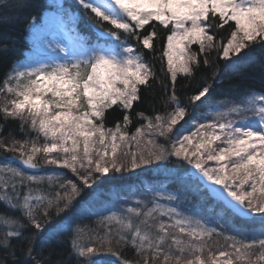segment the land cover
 Wrapping results in <instances>:
<instances>
[{"label":"snow or ice","instance_id":"6c2138e0","mask_svg":"<svg viewBox=\"0 0 264 264\" xmlns=\"http://www.w3.org/2000/svg\"><path fill=\"white\" fill-rule=\"evenodd\" d=\"M77 2L91 33L58 5L73 22L61 43L45 37L42 10L25 12L31 0H0V29L23 23L46 50L0 76V149L16 161L0 163V204L11 213H0V264H264V91L213 102L218 60L264 56V0ZM17 43L4 44L0 62ZM146 96L164 111L137 110ZM110 110L122 113L113 126ZM44 166L55 168L35 174ZM137 169L167 173L196 202L186 196L181 211L165 189L151 207L124 199L96 211L101 185L122 187ZM88 216L104 229L86 239ZM214 236L224 245L214 248ZM65 246L67 258L57 251Z\"/></svg>","mask_w":264,"mask_h":264},{"label":"trees","instance_id":"16d2710c","mask_svg":"<svg viewBox=\"0 0 264 264\" xmlns=\"http://www.w3.org/2000/svg\"><path fill=\"white\" fill-rule=\"evenodd\" d=\"M63 6L70 9L73 13L79 14V20L76 24L78 31L81 34H90L91 30L86 26V22L83 19L84 10L79 6L77 0H61ZM32 8L25 9V12H32L37 10H42V25L44 24L47 16L50 12L54 11L57 8L58 0H31ZM48 5V7H43ZM227 33L225 32L224 35ZM4 37H9L6 41ZM15 39L18 43L15 48L10 51V54L7 56V59L3 62H0V76L3 75L9 66L14 65L17 62H21L27 59V53L32 48V42L30 38V33L25 32V27L23 23H19L13 27L0 29V49L4 46L5 43L8 44V47L11 49V40ZM163 45L157 46V53L159 54L160 48ZM195 47V46H194ZM215 56V53L213 54ZM218 63L222 70V81L214 85L217 88V91L213 97V102L218 104L221 100H239L244 95L256 91H264V56L261 55L259 50L250 54L245 61L234 65L225 67V62L218 60ZM156 69L158 74H160V62L155 61ZM242 77H247V79H242ZM180 82H183L182 78H178ZM202 81L198 77L195 81L192 82L193 88L198 86ZM236 85L237 87L233 88L232 86ZM161 89L159 86L156 88L155 94L159 95ZM191 94V93H189ZM137 110L144 111L147 115H153L156 112H163L164 108L159 104L158 100L155 102V111L153 110V101L149 96H146L145 102L142 103ZM215 111V108L209 109ZM204 109L201 108L198 110L195 115L198 117ZM122 118V113L119 110L109 111L107 115V125L113 126L114 123ZM187 119V118H186ZM133 125L130 126V132L134 131L135 127L138 126V123L133 116ZM5 123L3 119H0V124ZM182 124H185L184 121H181V124H178L176 127L179 128ZM8 129H16L17 124L14 122H8ZM187 127V125H185ZM17 138L22 139V137L17 133ZM11 153H7L4 150L0 149V163L11 161ZM40 157H38V160ZM42 162V161H41ZM16 164V162H12ZM55 166H44L40 172L35 174H46L47 172L52 171ZM57 171H62L67 175H70L68 170L64 169H55ZM122 185V187H116L113 185V182H106L101 185V191L103 192L102 202L95 209L99 212H104L108 208L116 209L120 206L121 202L124 199L128 200V206H135V200L143 199L149 207L152 206V201L155 198V193L159 190H168L172 194L180 197V202L176 205L181 211H187L189 205L185 197L187 196L189 200H192L194 203L195 197L190 193L183 192L177 185L172 184L167 179V173L156 172L154 170H144L137 169L135 173H128L127 179L124 181L117 182ZM148 188H152L153 191H147ZM79 208V204L77 205ZM75 211V209H73ZM0 213L11 214L10 210L5 208L3 204H0ZM80 225L85 228V234L87 239V232L89 229H96L103 232L104 225L97 222V218L94 216H88L87 218L79 221ZM209 243L213 245L214 248H219L224 245V240L222 237H213ZM113 247H119L116 244H113ZM59 251L64 252V257L67 258V248L58 249ZM126 255L131 258L132 250L123 249Z\"/></svg>","mask_w":264,"mask_h":264},{"label":"rangeland","instance_id":"374dc122","mask_svg":"<svg viewBox=\"0 0 264 264\" xmlns=\"http://www.w3.org/2000/svg\"><path fill=\"white\" fill-rule=\"evenodd\" d=\"M58 5H63L61 0H58ZM43 26H44L46 38L50 39L52 36H55L61 43H67L68 37L71 35V28L73 26V22L72 20L69 19L68 16L63 15L61 11L59 10V8L57 7L56 10L49 13ZM30 38L32 42L31 43L32 51L28 53L27 59H31L33 57L45 58L46 50L42 48H39V49L37 48V46L33 43L35 39L33 35L30 34ZM160 202L165 203V201H160Z\"/></svg>","mask_w":264,"mask_h":264},{"label":"bare ground","instance_id":"6f19581e","mask_svg":"<svg viewBox=\"0 0 264 264\" xmlns=\"http://www.w3.org/2000/svg\"><path fill=\"white\" fill-rule=\"evenodd\" d=\"M32 51V48L30 49V51L28 52V53H30ZM28 53H27V55H28ZM24 61V60H23ZM11 159V158H10ZM12 161V160H11ZM12 162H14V161H12Z\"/></svg>","mask_w":264,"mask_h":264},{"label":"water","instance_id":"95a60500","mask_svg":"<svg viewBox=\"0 0 264 264\" xmlns=\"http://www.w3.org/2000/svg\"><path fill=\"white\" fill-rule=\"evenodd\" d=\"M14 162H16V161H14Z\"/></svg>","mask_w":264,"mask_h":264}]
</instances>
